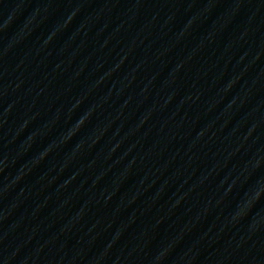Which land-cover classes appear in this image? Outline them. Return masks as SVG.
Segmentation results:
<instances>
[{
    "label": "water",
    "instance_id": "1",
    "mask_svg": "<svg viewBox=\"0 0 264 264\" xmlns=\"http://www.w3.org/2000/svg\"><path fill=\"white\" fill-rule=\"evenodd\" d=\"M174 264H264V128Z\"/></svg>",
    "mask_w": 264,
    "mask_h": 264
}]
</instances>
